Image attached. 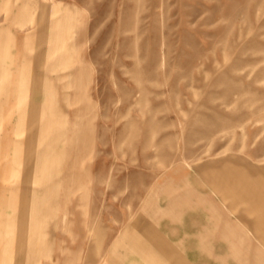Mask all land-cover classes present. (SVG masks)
Segmentation results:
<instances>
[{
    "label": "rangeland",
    "instance_id": "374dc122",
    "mask_svg": "<svg viewBox=\"0 0 264 264\" xmlns=\"http://www.w3.org/2000/svg\"><path fill=\"white\" fill-rule=\"evenodd\" d=\"M52 18L71 57L54 64ZM0 38L13 70L41 53L28 100L51 84L65 122L39 184L36 156L5 170L31 133L0 122V217L42 200L23 249L0 238V264H148L138 248L164 244L189 264H264V0H0Z\"/></svg>",
    "mask_w": 264,
    "mask_h": 264
},
{
    "label": "crops",
    "instance_id": "0c3cea01",
    "mask_svg": "<svg viewBox=\"0 0 264 264\" xmlns=\"http://www.w3.org/2000/svg\"><path fill=\"white\" fill-rule=\"evenodd\" d=\"M29 6V2L26 1L23 8L22 14H25L26 7ZM56 11L53 12L55 14ZM55 16V15H54ZM44 16H42L43 18ZM42 24L41 30L37 38L42 39L44 35V30L46 29V23L41 20ZM64 28V23L58 19L51 20L50 23V36L48 40V48L46 51V61L54 64L57 60H69L71 57L66 51V48L62 42L61 30ZM57 29L60 31L57 32ZM36 38V37H35ZM34 38V39H35ZM24 42L20 45L25 51H30V46L32 44L31 36L24 38ZM2 45V39L0 38V50ZM41 53L31 56L28 53H24L21 58L22 69L13 70L8 63L5 61L11 59L12 55L9 52H0V93H5L10 95L3 103L4 106L9 107V112L6 113L4 117L3 111L0 110V122L7 121L10 124H13V132L15 134H21L25 130H28L31 133V139L27 142L14 141L8 143L4 148L5 155L8 158L7 163L5 164V170L10 171L13 177H20V172L26 170L25 163L31 161L36 156V162L33 167V177L30 180L34 184H39L42 182L43 178L50 177L52 175L51 171L54 168L53 164L57 160L56 156L52 154L57 152V146L60 142L61 137L64 134L65 122H62L56 118L55 109H53L55 104V92L51 84H46L45 89V101L42 103L39 108L34 102L28 100V96L32 91V87H35L40 83L39 73L34 75L31 70L27 69L31 63H37L38 66L41 65ZM4 60V61H3ZM27 69V70H26ZM38 76V78H37ZM34 138L38 139L39 144H44L48 142L47 147L42 150L37 148V142L34 143ZM49 146V148H48ZM1 155V154H0ZM27 181V179H25ZM35 192V191H34ZM33 192L32 197L29 199L27 197L14 198L13 201L8 202L15 204H7L3 202L7 207H15L22 214L21 217L14 219H6L5 217H0V238H4L3 234H8L9 239L6 241L5 253L11 249V244L17 243V247L23 249L24 235L27 229L29 231L36 229L35 225L29 223V220H32L35 216L33 211L36 212L37 206L42 204V200L35 195ZM7 193V192H6ZM13 198V197H12ZM26 208H29V212L25 213ZM29 225V226H28ZM27 228V229H26ZM165 252L163 255H156L153 252L151 246L139 247L143 252H146L144 255L145 259L148 261V264H189L188 261L173 248H169L165 244L162 246ZM132 249H136L132 247ZM169 250V251H168ZM167 253V255H166ZM165 254V255H164Z\"/></svg>",
    "mask_w": 264,
    "mask_h": 264
},
{
    "label": "bare ground",
    "instance_id": "6f19581e",
    "mask_svg": "<svg viewBox=\"0 0 264 264\" xmlns=\"http://www.w3.org/2000/svg\"><path fill=\"white\" fill-rule=\"evenodd\" d=\"M245 190H246V188H245ZM244 193V192H243Z\"/></svg>",
    "mask_w": 264,
    "mask_h": 264
}]
</instances>
